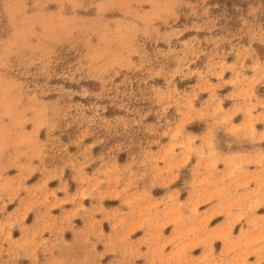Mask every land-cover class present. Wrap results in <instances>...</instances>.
I'll use <instances>...</instances> for the list:
<instances>
[{
  "label": "rangeland",
  "instance_id": "1",
  "mask_svg": "<svg viewBox=\"0 0 264 264\" xmlns=\"http://www.w3.org/2000/svg\"><path fill=\"white\" fill-rule=\"evenodd\" d=\"M258 108L264 0H0V264H65L58 254L71 246L68 227L84 234L92 246L84 253L93 250L97 264H109V252L149 264H264L261 201L208 212L198 203L210 196H198L187 211L148 208L136 223L142 243L133 244L129 232L119 234L123 212L101 205L91 231L78 230L86 208L68 210L49 188L53 179L68 194L69 182L86 181L92 168L101 193V184L123 180L114 173L127 156L137 167L131 179L148 188L153 145L166 157L186 128L213 124L210 153L199 152L207 158L218 154L214 138L231 145L222 127L237 112L255 139ZM224 212L228 221L210 228Z\"/></svg>",
  "mask_w": 264,
  "mask_h": 264
},
{
  "label": "crops",
  "instance_id": "2",
  "mask_svg": "<svg viewBox=\"0 0 264 264\" xmlns=\"http://www.w3.org/2000/svg\"><path fill=\"white\" fill-rule=\"evenodd\" d=\"M232 107L233 104L225 110L231 112ZM257 112H264V108L262 110L258 108ZM237 117L239 118L237 119ZM247 121L248 116L244 112L235 113L228 125L222 127L224 141L230 142L231 145L225 146L217 137L214 138L213 145L218 149V154H209L207 158H201L199 152L202 148L206 154L210 153L211 146H209L207 138L213 129V124H208L201 132L186 128L182 138L177 141L174 153L166 157L164 152L160 151L159 144L153 145L151 149L153 155L146 159V164L154 169L156 178L154 185L148 188L145 181L131 179L129 171L135 170L137 167L136 165L130 166L132 160L128 156L122 162L119 158L117 159L119 165L116 173H114V177L119 175L123 180L118 184L115 180L109 184H101V193L94 190L97 180L92 175V168H86L88 173L86 181L82 183L78 181L69 182L71 187L68 194L62 189L63 183L57 181L56 184L51 185L53 179L49 181V188L56 191L58 198L64 201L63 205H68V210L75 206L86 208L80 209L79 214L75 217L81 221L80 224H77L78 230L83 229L88 233L91 231L93 218L100 217L97 213L101 205L109 212H123L122 217L125 218V222L119 225V234L129 232L133 244L142 243L144 233H139L143 228L136 226V223L140 218V212L148 208L153 210L158 207L159 210H162L179 207L181 210L187 211L191 210V206L198 196H210L207 201L198 203L200 211L211 212L229 204L233 207V211H238L240 206L244 210L255 200L262 202L255 208L258 211L264 208V137H262L264 122H255L257 133L255 139H251L247 133L245 134V131L249 129L246 127ZM231 124L239 125L241 128L237 131L233 130ZM167 143H169L168 139L160 142L161 145ZM261 156L263 158L260 163L258 160ZM215 161L216 164L213 166ZM235 165H240L243 171L240 172L239 167L236 168ZM207 166L209 168H206ZM124 187L129 189L124 190ZM83 191L86 193L85 196H81ZM106 192H113L114 195L100 198V195ZM117 192L118 194H116ZM183 192L186 195L182 199L181 194ZM76 193L78 197L75 205H73L69 198ZM106 201H115V204L108 206ZM166 204H168L167 207ZM118 217L120 215H117L115 221L118 219L119 222ZM217 217L220 218L215 224H212V221ZM227 221L225 212L216 213L209 219L210 228L221 226ZM168 226H172L171 223L165 227ZM67 233L72 235L71 238H67L71 246L64 247L58 254L65 264L99 263L93 250L88 254L84 253L86 249L92 248L91 244L85 242L84 234L73 233L69 227L65 231V235ZM141 250L143 251L142 247ZM102 258L110 259L109 264H149L150 262L148 257L138 255L132 257L130 255L112 256L111 252L104 254ZM101 263L103 264V262Z\"/></svg>",
  "mask_w": 264,
  "mask_h": 264
}]
</instances>
